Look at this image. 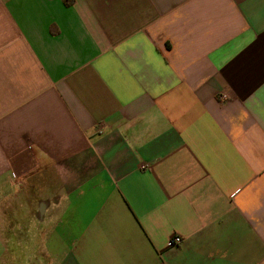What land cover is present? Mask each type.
Instances as JSON below:
<instances>
[{
  "label": "crops",
  "instance_id": "crops-1",
  "mask_svg": "<svg viewBox=\"0 0 264 264\" xmlns=\"http://www.w3.org/2000/svg\"><path fill=\"white\" fill-rule=\"evenodd\" d=\"M0 264H264V0H0Z\"/></svg>",
  "mask_w": 264,
  "mask_h": 264
},
{
  "label": "built area",
  "instance_id": "built-area-1",
  "mask_svg": "<svg viewBox=\"0 0 264 264\" xmlns=\"http://www.w3.org/2000/svg\"><path fill=\"white\" fill-rule=\"evenodd\" d=\"M230 96L228 93L226 92H220L217 96V100L219 102L220 105H224L228 100H229ZM103 125H98L97 129L100 130L102 128ZM181 242V237L179 235H173L170 237L168 244L169 245H177Z\"/></svg>",
  "mask_w": 264,
  "mask_h": 264
},
{
  "label": "rangeland",
  "instance_id": "rangeland-1",
  "mask_svg": "<svg viewBox=\"0 0 264 264\" xmlns=\"http://www.w3.org/2000/svg\"><path fill=\"white\" fill-rule=\"evenodd\" d=\"M37 260H38V258H37Z\"/></svg>",
  "mask_w": 264,
  "mask_h": 264
}]
</instances>
